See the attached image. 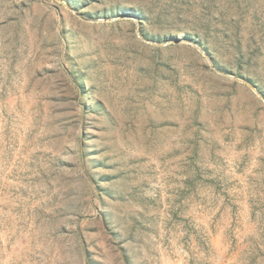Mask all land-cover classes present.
<instances>
[{
  "label": "rangeland",
  "instance_id": "1",
  "mask_svg": "<svg viewBox=\"0 0 264 264\" xmlns=\"http://www.w3.org/2000/svg\"><path fill=\"white\" fill-rule=\"evenodd\" d=\"M63 1L0 0V264H264V0Z\"/></svg>",
  "mask_w": 264,
  "mask_h": 264
},
{
  "label": "water",
  "instance_id": "2",
  "mask_svg": "<svg viewBox=\"0 0 264 264\" xmlns=\"http://www.w3.org/2000/svg\"><path fill=\"white\" fill-rule=\"evenodd\" d=\"M62 2H64L65 4H67L65 1H63V0H61ZM128 17V16H127ZM175 36H177L176 38H177V40H180L181 38L178 36V35H175ZM180 38V39H179ZM191 43H193L195 46H197L202 52H204L207 56H208V58H209V60H210V62H211V64H215V62H214V58H213V56H211L209 53H207L206 52V50L201 46V45H199L196 41H194V40H191L190 41ZM218 70V69H217ZM238 80H242V79H240V78H237ZM243 80H245V79H243ZM250 86H252L255 90H257V88H256V86H254V84H252L251 82H249L248 80H245ZM258 91V90H257ZM262 97H264V94L263 93H259Z\"/></svg>",
  "mask_w": 264,
  "mask_h": 264
},
{
  "label": "bare ground",
  "instance_id": "3",
  "mask_svg": "<svg viewBox=\"0 0 264 264\" xmlns=\"http://www.w3.org/2000/svg\"><path fill=\"white\" fill-rule=\"evenodd\" d=\"M120 12L128 13L127 10L125 9V7H120ZM129 16L139 22V17H138L139 15L137 12H133V13L129 14ZM176 34L181 37V36H184V34H186V33L183 30V31H176Z\"/></svg>",
  "mask_w": 264,
  "mask_h": 264
}]
</instances>
